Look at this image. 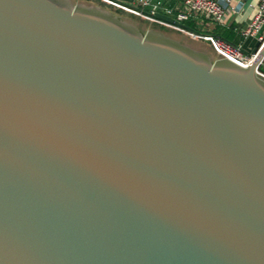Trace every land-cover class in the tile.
I'll list each match as a JSON object with an SVG mask.
<instances>
[{
    "label": "water",
    "instance_id": "1",
    "mask_svg": "<svg viewBox=\"0 0 264 264\" xmlns=\"http://www.w3.org/2000/svg\"><path fill=\"white\" fill-rule=\"evenodd\" d=\"M257 51L0 0V264H264Z\"/></svg>",
    "mask_w": 264,
    "mask_h": 264
},
{
    "label": "built area",
    "instance_id": "2",
    "mask_svg": "<svg viewBox=\"0 0 264 264\" xmlns=\"http://www.w3.org/2000/svg\"><path fill=\"white\" fill-rule=\"evenodd\" d=\"M106 6H111L117 10L128 12L136 16H140L148 21L166 26L168 28L183 32L193 39L208 42L220 57L232 59L242 65H249L256 61L259 52L254 53V49H260L264 43V0H258L256 4L250 3L254 10V15L243 28L239 29V35L242 40L250 37L257 39L258 44L255 45L253 50L246 48L245 43H233L225 40L224 38L207 32L195 31L191 28H186L178 24L166 21L158 17L159 13L173 17L182 23L197 18L204 17L219 23H224L227 15L233 13L237 6H233V0H180L181 6L179 9L165 8L159 11L161 5L154 0H142V8H136L129 5L130 2L124 0H95ZM247 0H240L238 8L242 10ZM149 7V8H148ZM264 59L262 60L258 73L264 77Z\"/></svg>",
    "mask_w": 264,
    "mask_h": 264
},
{
    "label": "crops",
    "instance_id": "3",
    "mask_svg": "<svg viewBox=\"0 0 264 264\" xmlns=\"http://www.w3.org/2000/svg\"><path fill=\"white\" fill-rule=\"evenodd\" d=\"M154 1L155 3L158 2L161 5L159 11L162 12L163 9L165 8H174L177 10L181 6L180 0H154ZM239 1L240 0H233L232 4L234 7L237 6V8H235L236 10H234L233 13L227 15L224 23H219L210 19H206L204 17H197L187 21L185 24L190 26V28L195 31L207 32L214 35H218L220 37H221L220 33L226 32L227 34L230 35V37H232V41H235L237 43L243 41L245 43L246 48L254 47L255 45L258 44L256 38L250 37L246 40H242V37L239 35L238 32L240 28H243L247 25V23L254 15V10L250 6V3H252L253 0H247L242 10L238 8ZM129 5L139 9L142 8L143 6L142 0H132L129 3Z\"/></svg>",
    "mask_w": 264,
    "mask_h": 264
},
{
    "label": "rangeland",
    "instance_id": "4",
    "mask_svg": "<svg viewBox=\"0 0 264 264\" xmlns=\"http://www.w3.org/2000/svg\"><path fill=\"white\" fill-rule=\"evenodd\" d=\"M74 1H76V2L84 1V2H87V3H93V4L101 5V6L105 7V8L110 9L114 13H116V14L124 17V18L135 22L140 27H144L145 29L153 27V28H157V29L163 30L164 32L169 33L170 35L180 39L181 41H183V42H185V43H187L189 45H192V46H194L196 48H199V49L206 50L211 55H213L215 57H219L208 42H204V41H199V40L193 39L192 37L188 36L187 34H185L183 32L168 28L166 26H163V25L151 22V21H148V20H146V19H144V18H142L140 16H136V15H133V14L128 13V12H123V11L117 10L114 7L106 6V5L101 4V3H99V2H97L95 0H74ZM253 2L257 3L258 0H253ZM253 49L254 48H251V50H253ZM263 70H264V67H263Z\"/></svg>",
    "mask_w": 264,
    "mask_h": 264
},
{
    "label": "trees",
    "instance_id": "5",
    "mask_svg": "<svg viewBox=\"0 0 264 264\" xmlns=\"http://www.w3.org/2000/svg\"><path fill=\"white\" fill-rule=\"evenodd\" d=\"M121 11V10H120ZM221 37L224 38L227 41L233 42V43H237L235 41H232V37H230L229 34H227L226 32L220 33Z\"/></svg>",
    "mask_w": 264,
    "mask_h": 264
}]
</instances>
